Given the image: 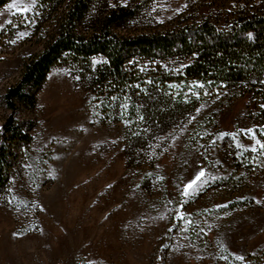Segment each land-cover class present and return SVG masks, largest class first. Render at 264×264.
<instances>
[{"label":"rangeland","instance_id":"rangeland-1","mask_svg":"<svg viewBox=\"0 0 264 264\" xmlns=\"http://www.w3.org/2000/svg\"><path fill=\"white\" fill-rule=\"evenodd\" d=\"M111 1L138 9L129 34L222 22L251 2ZM36 4L0 7V129L6 91L42 51L49 19ZM188 62H130L142 84L113 117L69 63L48 73L33 109L16 104L32 139L12 148L0 193V264H264V102L164 83Z\"/></svg>","mask_w":264,"mask_h":264},{"label":"trees","instance_id":"trees-1","mask_svg":"<svg viewBox=\"0 0 264 264\" xmlns=\"http://www.w3.org/2000/svg\"><path fill=\"white\" fill-rule=\"evenodd\" d=\"M10 0H0V7ZM37 17L49 19L42 51L24 65L20 80L4 102L9 115L0 129V193L9 182L17 157L13 147L31 142L32 125L15 121L16 104L36 106V96L57 65H75L80 83L97 91L104 112L113 117L129 84H142L130 62L188 60L164 83L191 81L199 97L228 101L251 94L264 102V0L226 13L220 22L206 18L198 24L162 27L146 33H122L138 9L111 0H37ZM102 57V63H93ZM200 85L201 87H198ZM141 86V85H140ZM264 119V109H261Z\"/></svg>","mask_w":264,"mask_h":264},{"label":"snow or ice","instance_id":"snow-or-ice-1","mask_svg":"<svg viewBox=\"0 0 264 264\" xmlns=\"http://www.w3.org/2000/svg\"><path fill=\"white\" fill-rule=\"evenodd\" d=\"M14 6V5H13ZM12 7V6H10ZM26 10V9H25ZM204 176L203 172H200L195 178L194 180L187 185L186 189H185V194H187L188 189H191L202 177Z\"/></svg>","mask_w":264,"mask_h":264}]
</instances>
